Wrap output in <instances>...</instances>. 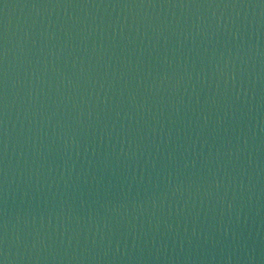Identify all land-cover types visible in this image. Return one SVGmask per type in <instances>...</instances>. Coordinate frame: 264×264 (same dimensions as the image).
<instances>
[{"label": "water", "instance_id": "water-1", "mask_svg": "<svg viewBox=\"0 0 264 264\" xmlns=\"http://www.w3.org/2000/svg\"><path fill=\"white\" fill-rule=\"evenodd\" d=\"M2 264H264V0H0Z\"/></svg>", "mask_w": 264, "mask_h": 264}, {"label": "snow or ice", "instance_id": "snow-or-ice-1", "mask_svg": "<svg viewBox=\"0 0 264 264\" xmlns=\"http://www.w3.org/2000/svg\"><path fill=\"white\" fill-rule=\"evenodd\" d=\"M0 264H2V262H0Z\"/></svg>", "mask_w": 264, "mask_h": 264}]
</instances>
